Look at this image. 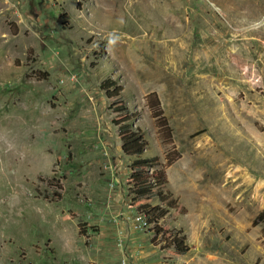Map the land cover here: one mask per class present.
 <instances>
[{
	"label": "rangeland",
	"instance_id": "rangeland-1",
	"mask_svg": "<svg viewBox=\"0 0 264 264\" xmlns=\"http://www.w3.org/2000/svg\"><path fill=\"white\" fill-rule=\"evenodd\" d=\"M106 77L164 169L177 207L159 224L185 254L136 220ZM261 210L264 0H0V264H264Z\"/></svg>",
	"mask_w": 264,
	"mask_h": 264
},
{
	"label": "trees",
	"instance_id": "trees-1",
	"mask_svg": "<svg viewBox=\"0 0 264 264\" xmlns=\"http://www.w3.org/2000/svg\"><path fill=\"white\" fill-rule=\"evenodd\" d=\"M99 87L103 90L107 98L112 99L111 111L116 114L111 122L120 132V150L123 154L133 156L128 164L130 171L131 189L133 199L139 201L136 210L143 218L144 224L152 227V236L150 242L155 244L156 238H160L163 244L161 249L172 248L177 254H185L188 246L185 243V234L180 228L171 227L163 230L159 224L166 213L170 209H175L177 206L176 199L173 198L171 192L167 189V180L162 167L157 168L158 162L155 156L145 157L144 153L147 143L143 138L142 131L133 126L131 119L134 113L129 112L126 108L119 92L120 85L110 77L101 80ZM147 107L149 108L152 117L155 119V125L162 133V139L170 141L171 129L167 118L163 114L160 107L159 99L155 92H150L145 97ZM167 163H171L174 158H166ZM47 184L52 182V179H43ZM155 198L158 203L149 204L148 199ZM264 218V210H261L253 219L254 224L257 220Z\"/></svg>",
	"mask_w": 264,
	"mask_h": 264
},
{
	"label": "built area",
	"instance_id": "built-area-1",
	"mask_svg": "<svg viewBox=\"0 0 264 264\" xmlns=\"http://www.w3.org/2000/svg\"><path fill=\"white\" fill-rule=\"evenodd\" d=\"M142 219H143V218H142L141 215H138V216L136 217V220H137V221H142Z\"/></svg>",
	"mask_w": 264,
	"mask_h": 264
},
{
	"label": "bare ground",
	"instance_id": "bare-ground-1",
	"mask_svg": "<svg viewBox=\"0 0 264 264\" xmlns=\"http://www.w3.org/2000/svg\"><path fill=\"white\" fill-rule=\"evenodd\" d=\"M184 189V188H183Z\"/></svg>",
	"mask_w": 264,
	"mask_h": 264
}]
</instances>
